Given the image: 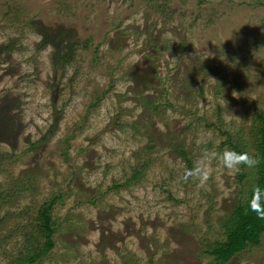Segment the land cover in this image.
Here are the masks:
<instances>
[{"label": "rangeland", "instance_id": "rangeland-1", "mask_svg": "<svg viewBox=\"0 0 264 264\" xmlns=\"http://www.w3.org/2000/svg\"><path fill=\"white\" fill-rule=\"evenodd\" d=\"M262 110L264 0H0V264L52 197L30 264H212L253 172L184 177L253 154ZM225 264H264V231Z\"/></svg>", "mask_w": 264, "mask_h": 264}, {"label": "trees", "instance_id": "trees-1", "mask_svg": "<svg viewBox=\"0 0 264 264\" xmlns=\"http://www.w3.org/2000/svg\"><path fill=\"white\" fill-rule=\"evenodd\" d=\"M65 52L66 53L59 58L62 67L68 63L72 56L69 50ZM255 140L253 155L258 157L259 164L256 168L251 169L253 175L250 176V188L247 191L246 198L243 201L237 202L233 208L234 211L224 222V240L222 242H216L207 250V252L212 255V264H225L235 253L249 246L257 245L261 233L264 231V220L259 219L257 214L251 212L248 207V200L252 196L253 186L259 185L264 187V110L260 111L258 117ZM181 155H183L185 161H187L183 152ZM133 174L138 175L136 171ZM242 175L244 174H241V176ZM257 197H259V193H257ZM53 202L54 197L42 203L39 209V215L41 216L39 227L43 240L35 247L34 251H29L23 259L16 261L14 264H30L36 259H40L42 255L53 247L55 242L53 232H55L56 226L51 222V215L49 213V208Z\"/></svg>", "mask_w": 264, "mask_h": 264}, {"label": "clouds", "instance_id": "clouds-1", "mask_svg": "<svg viewBox=\"0 0 264 264\" xmlns=\"http://www.w3.org/2000/svg\"><path fill=\"white\" fill-rule=\"evenodd\" d=\"M235 91L233 92V95ZM215 159L218 161L219 166L229 171H239L240 166L244 165L248 169H254L259 164L257 156L248 152H238L231 148H225L222 152H216L215 150H205L201 154V158L195 162V167L191 172L185 174V179L189 176L200 184H204L210 177L209 163ZM259 193V197H257ZM248 207L251 212L257 214L259 219L264 220V187L254 185L252 188V196L248 200Z\"/></svg>", "mask_w": 264, "mask_h": 264}]
</instances>
